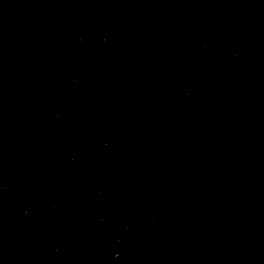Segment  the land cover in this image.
<instances>
[{
  "label": "water",
  "instance_id": "obj_1",
  "mask_svg": "<svg viewBox=\"0 0 264 264\" xmlns=\"http://www.w3.org/2000/svg\"><path fill=\"white\" fill-rule=\"evenodd\" d=\"M0 264H264V0H0Z\"/></svg>",
  "mask_w": 264,
  "mask_h": 264
}]
</instances>
